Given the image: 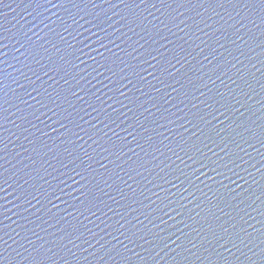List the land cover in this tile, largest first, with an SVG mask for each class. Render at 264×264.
Here are the masks:
<instances>
[{
	"label": "water",
	"instance_id": "obj_1",
	"mask_svg": "<svg viewBox=\"0 0 264 264\" xmlns=\"http://www.w3.org/2000/svg\"><path fill=\"white\" fill-rule=\"evenodd\" d=\"M0 264H264V2L0 0Z\"/></svg>",
	"mask_w": 264,
	"mask_h": 264
},
{
	"label": "snow or ice",
	"instance_id": "obj_2",
	"mask_svg": "<svg viewBox=\"0 0 264 264\" xmlns=\"http://www.w3.org/2000/svg\"><path fill=\"white\" fill-rule=\"evenodd\" d=\"M262 2H264V0H262ZM242 26H243V25H242ZM220 227H221V232H222V234L219 235L218 237H216V234L213 233V236L217 238V243H219V242L222 241V240L225 241L223 244H220V247H221L224 251L231 253L232 248L237 247V245H236V243L234 242V240L232 239V237H231V233L229 232V229H228L227 227L223 226V225H221ZM234 227H235V226H233V228H234ZM238 238H239V237L237 236V239H238ZM241 243H244V241H241ZM229 245H231V247H229ZM193 247H196V245L193 244ZM238 250H239V249H238ZM48 251H49V252H52L53 250H52V249H48ZM69 251H71V250H69ZM220 255H222V253H221ZM49 259H51V258H49Z\"/></svg>",
	"mask_w": 264,
	"mask_h": 264
}]
</instances>
